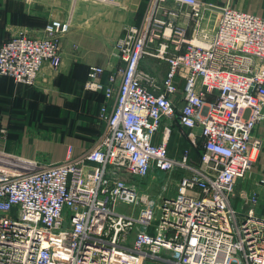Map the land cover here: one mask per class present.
Instances as JSON below:
<instances>
[{"label":"built area","instance_id":"1","mask_svg":"<svg viewBox=\"0 0 264 264\" xmlns=\"http://www.w3.org/2000/svg\"><path fill=\"white\" fill-rule=\"evenodd\" d=\"M213 9L149 1L114 47L117 72L104 82V67L89 69L104 132L80 157L70 148L52 165L0 151V264H264V178L239 189L263 148L264 17L224 7L211 37ZM70 30L52 20L42 37L0 43V79L35 86L46 63L59 66ZM149 60L166 65L163 77ZM173 130L189 143L178 155ZM156 172L178 174L160 205L135 181Z\"/></svg>","mask_w":264,"mask_h":264},{"label":"crops","instance_id":"2","mask_svg":"<svg viewBox=\"0 0 264 264\" xmlns=\"http://www.w3.org/2000/svg\"><path fill=\"white\" fill-rule=\"evenodd\" d=\"M149 1L0 0V43L20 34L42 37L54 19L71 21L72 26L62 41L59 66L46 63L36 86L0 79V134L3 129L8 131L6 137L0 136V151L54 165L66 160L70 148L72 157L78 158L93 146L104 132L100 111L105 97L85 89L89 69L104 67V82L117 72L114 47L126 27H141ZM202 1L219 10L229 6L264 17V0ZM144 65L159 76L165 74L164 64L150 61ZM255 136L262 139L263 148L248 178L239 184L240 191L258 187L264 178V120L257 125ZM258 191L264 205V187Z\"/></svg>","mask_w":264,"mask_h":264},{"label":"rangeland","instance_id":"3","mask_svg":"<svg viewBox=\"0 0 264 264\" xmlns=\"http://www.w3.org/2000/svg\"><path fill=\"white\" fill-rule=\"evenodd\" d=\"M213 7H216V6H213ZM219 13H220V10L216 8V9H213L208 15L209 19L212 18L211 22H209V30H210L211 34L215 33V31H213V30L215 28L216 21H217L216 19H217V16H219ZM210 14H211V16H210ZM59 21H61V20H59ZM62 22H68V21H62ZM43 34H44V31H43ZM28 36H30V35H28ZM190 36H191V34H190ZM30 37H33V36H30ZM64 37L61 39L62 51H63L62 41H63ZM150 61L151 60L146 61V62H150ZM38 79H39V77H38ZM107 81H108V79H107ZM37 82H38V80H37ZM247 116H248V113H245V117H247ZM7 135H8V131H7L6 136ZM0 136L2 137V134H0ZM186 146L187 145H186L185 141L182 140L181 135L177 131L173 130V132L171 134V137H170V141H169L170 152L172 154L178 155L186 148ZM198 153H196L195 157L193 156V163L196 166H199ZM170 178L171 179L172 178H178V174H174V175H171V177H169L168 175H164V174H161L159 172H156L154 174V180H153V177H152V178L146 179V180H135V181H136V184L138 185V187L140 188V190L148 191L149 193H151L154 196V198H155L156 202L158 203V205H160V201H161V199L163 198V196L165 194L173 196L175 194V192H176L177 186L175 184H173V185L169 184ZM240 182H241L240 183V185H241L244 182V180H241ZM166 188H168L167 191H165ZM236 205L238 206L239 209L243 207V202H242V199H241L240 196L236 197Z\"/></svg>","mask_w":264,"mask_h":264},{"label":"trees","instance_id":"4","mask_svg":"<svg viewBox=\"0 0 264 264\" xmlns=\"http://www.w3.org/2000/svg\"><path fill=\"white\" fill-rule=\"evenodd\" d=\"M3 78V77H2ZM7 78V77H6ZM11 79V78H10ZM12 81H13V79H11ZM177 126V125H176ZM177 128L179 129V127L177 126ZM182 140H184L185 141V143H186V148H188L189 147V143H188V140H187V138H186V136H184L183 138H182ZM196 153H198V151H195L194 152V157H195V155H196ZM198 156H199V153H198Z\"/></svg>","mask_w":264,"mask_h":264}]
</instances>
